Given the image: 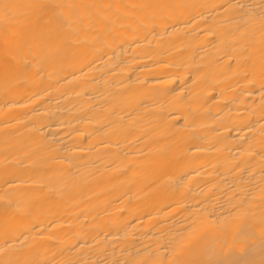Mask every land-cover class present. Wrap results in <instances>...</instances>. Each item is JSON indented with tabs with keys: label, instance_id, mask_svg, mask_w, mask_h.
<instances>
[{
	"label": "bare ground",
	"instance_id": "1",
	"mask_svg": "<svg viewBox=\"0 0 264 264\" xmlns=\"http://www.w3.org/2000/svg\"><path fill=\"white\" fill-rule=\"evenodd\" d=\"M0 264H264V0H0Z\"/></svg>",
	"mask_w": 264,
	"mask_h": 264
}]
</instances>
